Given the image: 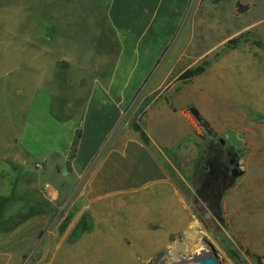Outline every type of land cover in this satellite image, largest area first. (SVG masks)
Masks as SVG:
<instances>
[{"label": "rangeland", "instance_id": "rangeland-1", "mask_svg": "<svg viewBox=\"0 0 264 264\" xmlns=\"http://www.w3.org/2000/svg\"><path fill=\"white\" fill-rule=\"evenodd\" d=\"M108 10L109 0H0V264H130L94 224L86 178L63 155L39 161L21 142L41 102L58 122L80 117L93 84L112 76L121 45ZM173 42L169 54L180 43L205 54L190 68L204 72L177 84L193 132L167 157L192 227L149 264H201L205 239L223 264H264V0H191ZM132 109L120 131L140 123ZM203 123L234 145L244 171L210 193L196 170L209 153Z\"/></svg>", "mask_w": 264, "mask_h": 264}, {"label": "crops", "instance_id": "crops-1", "mask_svg": "<svg viewBox=\"0 0 264 264\" xmlns=\"http://www.w3.org/2000/svg\"><path fill=\"white\" fill-rule=\"evenodd\" d=\"M190 2L109 0V20L121 45L112 76L93 84L80 117L58 122L41 102L43 113L26 123L21 137L39 161L56 152L68 160L81 125L73 174L86 178L83 198L94 212V224L130 264H149L173 250L181 236L190 238V208L167 163L168 150L186 143L193 132L185 112L190 101L184 105L177 84L191 60L205 55L192 57L181 43L168 53ZM131 107L133 114L142 109L139 121L149 146L133 128L120 131Z\"/></svg>", "mask_w": 264, "mask_h": 264}, {"label": "flooded vegetation", "instance_id": "flooded-vegetation-1", "mask_svg": "<svg viewBox=\"0 0 264 264\" xmlns=\"http://www.w3.org/2000/svg\"><path fill=\"white\" fill-rule=\"evenodd\" d=\"M205 125L203 123V127ZM205 130L209 135L206 145L209 153L199 157L196 170L202 176L200 183L206 184L199 186L210 193L222 179L239 177V162L238 156L232 152L233 144L228 143L224 138H217L215 132H209L211 129L206 127Z\"/></svg>", "mask_w": 264, "mask_h": 264}, {"label": "trees", "instance_id": "trees-1", "mask_svg": "<svg viewBox=\"0 0 264 264\" xmlns=\"http://www.w3.org/2000/svg\"><path fill=\"white\" fill-rule=\"evenodd\" d=\"M204 67L203 66H199L195 69H188L187 71H185L181 76H180V80L181 81H190L193 78L201 75L204 72ZM72 118V117H71ZM203 120V119H202ZM132 128L135 132L139 133L141 140L144 142V144H146L147 146L150 145V138L147 135L146 131L143 129V127L141 126V124L139 122H133L132 124ZM82 136H83V131H82V127L81 125L78 126L73 142H72V146H71V151H70V155L68 157L67 160V166L70 170H72V163L73 161L77 158L78 156V152H79V148H80V143L82 140Z\"/></svg>", "mask_w": 264, "mask_h": 264}, {"label": "water", "instance_id": "water-1", "mask_svg": "<svg viewBox=\"0 0 264 264\" xmlns=\"http://www.w3.org/2000/svg\"><path fill=\"white\" fill-rule=\"evenodd\" d=\"M190 112L198 121L202 120V115L200 114L197 108H195L194 106L190 107ZM204 127L208 128V126L206 125ZM209 132L213 133L214 131L209 130ZM242 175H244V171L239 169L238 176H242ZM205 243H206L207 250L202 251V259L200 260V263L201 264H223L222 260L218 256V253L214 245L206 239H205Z\"/></svg>", "mask_w": 264, "mask_h": 264}, {"label": "built area", "instance_id": "built-area-1", "mask_svg": "<svg viewBox=\"0 0 264 264\" xmlns=\"http://www.w3.org/2000/svg\"><path fill=\"white\" fill-rule=\"evenodd\" d=\"M45 192L50 198H53L56 194V190L49 184L45 185Z\"/></svg>", "mask_w": 264, "mask_h": 264}]
</instances>
